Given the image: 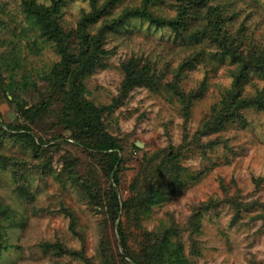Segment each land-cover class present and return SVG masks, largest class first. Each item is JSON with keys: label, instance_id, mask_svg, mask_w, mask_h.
I'll return each mask as SVG.
<instances>
[{"label": "rangeland", "instance_id": "374dc122", "mask_svg": "<svg viewBox=\"0 0 264 264\" xmlns=\"http://www.w3.org/2000/svg\"><path fill=\"white\" fill-rule=\"evenodd\" d=\"M0 264H264V0H0Z\"/></svg>", "mask_w": 264, "mask_h": 264}]
</instances>
